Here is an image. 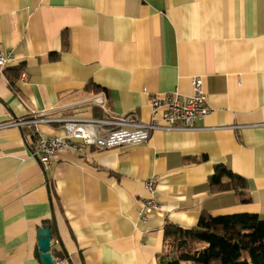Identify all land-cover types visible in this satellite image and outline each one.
Here are the masks:
<instances>
[{"label": "crops", "instance_id": "obj_1", "mask_svg": "<svg viewBox=\"0 0 264 264\" xmlns=\"http://www.w3.org/2000/svg\"><path fill=\"white\" fill-rule=\"evenodd\" d=\"M0 46L13 54L0 70V123L30 111L102 117L90 109L99 93L112 115L149 123L152 100L191 96L195 77L211 108L198 130L63 149L47 171L30 129H0V264H43L39 230L50 223L55 260L157 264L167 223L195 227L204 212L264 220V0H0ZM18 68L26 80L12 88L4 72ZM41 131L65 134L58 123ZM219 164L248 187L212 192ZM149 199L162 212L144 219Z\"/></svg>", "mask_w": 264, "mask_h": 264}, {"label": "built area", "instance_id": "obj_2", "mask_svg": "<svg viewBox=\"0 0 264 264\" xmlns=\"http://www.w3.org/2000/svg\"><path fill=\"white\" fill-rule=\"evenodd\" d=\"M13 59V54L0 46V70L3 71ZM21 80L26 75L21 74ZM193 94L183 96L179 92H172L164 97H155L151 106V121L143 122L136 113L118 116L112 115L107 109V99L104 93L96 94L90 100V109H98L104 115L96 116H68L63 118L47 117L43 113L30 111L28 118H15L0 123V129L19 128L30 129L34 136L33 156L42 168H51L52 160L63 149L91 147L105 150L136 146L148 142L153 131L161 130H198L197 120L206 118L211 108L208 105L202 78H192ZM144 93L147 90L144 89ZM162 122V125L160 124ZM58 123L64 130L63 136H45L41 126ZM150 192L154 190L153 183H148ZM143 217L152 212H162L161 206L149 199L143 203ZM55 264H70L67 260L57 259Z\"/></svg>", "mask_w": 264, "mask_h": 264}, {"label": "trees", "instance_id": "obj_3", "mask_svg": "<svg viewBox=\"0 0 264 264\" xmlns=\"http://www.w3.org/2000/svg\"><path fill=\"white\" fill-rule=\"evenodd\" d=\"M63 47L66 51L69 48L65 37ZM21 72L22 68L4 72L12 88ZM88 88L101 90L94 84ZM207 187L221 193L245 190L248 183L226 165L219 164L209 177ZM50 227L54 228V224L50 223ZM62 254L57 256L61 260ZM157 264H264V220L256 214L213 216L204 212L195 227L167 223Z\"/></svg>", "mask_w": 264, "mask_h": 264}, {"label": "water", "instance_id": "obj_4", "mask_svg": "<svg viewBox=\"0 0 264 264\" xmlns=\"http://www.w3.org/2000/svg\"><path fill=\"white\" fill-rule=\"evenodd\" d=\"M52 233L50 226H44L39 230V254L38 257L43 264H55V259L51 253Z\"/></svg>", "mask_w": 264, "mask_h": 264}]
</instances>
